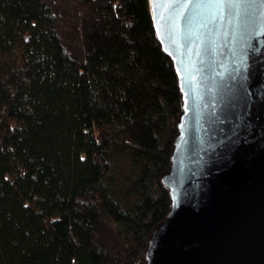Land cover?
<instances>
[{
	"label": "trees",
	"instance_id": "16d2710c",
	"mask_svg": "<svg viewBox=\"0 0 264 264\" xmlns=\"http://www.w3.org/2000/svg\"><path fill=\"white\" fill-rule=\"evenodd\" d=\"M181 109L148 0H0V264H147Z\"/></svg>",
	"mask_w": 264,
	"mask_h": 264
},
{
	"label": "water",
	"instance_id": "95a60500",
	"mask_svg": "<svg viewBox=\"0 0 264 264\" xmlns=\"http://www.w3.org/2000/svg\"><path fill=\"white\" fill-rule=\"evenodd\" d=\"M181 92L147 264H264V0H148Z\"/></svg>",
	"mask_w": 264,
	"mask_h": 264
}]
</instances>
